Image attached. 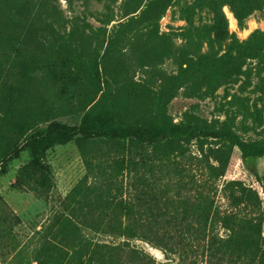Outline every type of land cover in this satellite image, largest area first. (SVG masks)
<instances>
[{"label": "trees", "instance_id": "obj_1", "mask_svg": "<svg viewBox=\"0 0 264 264\" xmlns=\"http://www.w3.org/2000/svg\"><path fill=\"white\" fill-rule=\"evenodd\" d=\"M173 1L180 5V13L188 23L189 47L195 52V58L189 60L187 66L181 67L187 78L216 83L238 72L248 58L264 60V30H257L248 39L240 41L230 32L223 4L219 1L214 7L213 22L198 25L196 22L201 20L200 5L187 0H150L149 4H145L142 28L146 37L140 51L147 59L162 55L157 43L160 38L159 23ZM141 2L130 0L129 12L138 11ZM228 2L239 20L264 8V0ZM104 16L103 20H111L108 13ZM86 28L84 24L81 25L80 17H65L55 0H0V80L3 74L5 76L4 85L0 83V116L9 121L13 133L0 135L2 172L7 171V161L17 158L24 148L30 147L33 157L20 167L16 184L46 191L52 186L53 169L44 159V153L51 147L75 139L121 144L127 155L114 162L103 181L98 176L97 182H103L100 188L107 189L106 194H111L110 190L114 187L121 191L119 204L124 210L125 219L134 226L133 237L160 248L169 260L166 264H264L262 222L238 215L251 205L259 209L262 207L258 203L259 193L240 179L224 183L234 208L230 214L221 216L216 212L211 193L205 188H198L196 191L200 201L196 205L191 203L188 211L185 209L180 213V226L172 232L159 231L166 242L156 243L151 238L147 224L161 222L167 216L154 212L152 190H155L159 200L167 202L168 198L180 194L185 197L194 187V175L188 173L179 160V155H191L192 142L207 137L223 138L238 146L244 156H264V146L255 149L251 143L241 140L231 131H216L207 123L192 125L175 121L168 106L171 95L160 90L155 92V109L151 116L132 117L122 107V94L130 86L120 81L119 73L110 70L107 62L122 51L123 41L132 43L133 34L126 32L121 37L119 30L111 29L103 41L104 54L100 58L97 48L88 51L75 41V36L85 34ZM100 32L103 33L101 29L97 30V34ZM218 38L228 40L229 50H236V53L219 55L213 43ZM205 41L208 43L206 49ZM33 78L41 83H52L59 99L64 97L60 87L71 85L78 92L80 106L67 110L52 103L44 119H35L32 97L25 87L26 81ZM139 84L138 81L133 84V92ZM42 100L45 105L44 96ZM67 114L73 116L75 124L58 119ZM43 122H48L47 126L43 127ZM177 152L179 155H176ZM202 160L208 171L221 176L217 172L220 166L210 159ZM121 175L125 179L127 177V184H118L117 178ZM259 178L264 189V176ZM125 189L131 190L129 196H124ZM94 197L90 201L93 207L97 203ZM113 197L118 196L113 194ZM179 206L185 207L183 200ZM195 206L199 211L193 213ZM70 222L73 226L77 225L75 217ZM216 222H224L229 232L227 236L213 231ZM48 228L45 223L36 234L45 235ZM103 234L110 237L107 233ZM122 235H127L126 231L114 234V237L119 238V264H126L122 258L128 249V241L121 239L124 238ZM86 240H93L90 233ZM102 243L110 244V241ZM61 248L46 243L38 254V264H55L52 257L55 250ZM131 251L136 258L135 264H161L138 246H133ZM75 264L94 263L82 260Z\"/></svg>", "mask_w": 264, "mask_h": 264}, {"label": "rangeland", "instance_id": "obj_2", "mask_svg": "<svg viewBox=\"0 0 264 264\" xmlns=\"http://www.w3.org/2000/svg\"><path fill=\"white\" fill-rule=\"evenodd\" d=\"M149 1L142 0V6L136 12H129L130 0H55V3L65 17H80L81 25L87 27L86 33L76 35L75 41L88 51L97 48L100 58L104 54L103 41L111 29L119 30L121 37L126 32L133 34L132 43L126 44L123 41L122 51L107 62L110 70L119 73L120 81L130 86L122 94V107L129 115L151 116L155 109V92L160 90L171 95L168 106L175 121L192 125L207 123L213 130L231 131L241 140L251 143L255 149L263 147L264 60L248 58L238 72L216 83L200 78H187L181 67L187 66L188 61L195 58V52L189 47L188 23L180 13V5L174 1L159 23L160 38L157 43L162 55L147 59L140 49L146 37L142 28V14ZM187 1L200 5L201 20L196 22L198 25L211 24L216 2H221L229 30L240 41L248 39L257 30H264V8L239 20L228 0ZM105 13L111 18L109 22L103 20ZM99 29L103 33L97 34ZM227 42L228 40L222 41L219 38L213 41L219 55L236 53V50H229ZM204 44L206 49L208 43L205 41ZM4 77L3 74L1 85L5 83ZM137 81L140 84L135 86L137 89L133 92ZM25 87L30 91L32 113L37 120L46 117L47 109L52 103L64 106L67 110L81 104L78 92L71 85L60 87L64 96L61 99L55 91L56 87L50 82L41 83L33 78L26 81ZM43 96L46 98L45 105ZM58 119L75 124L71 114ZM47 124L48 122L42 123L43 127ZM3 134L13 133L9 121L0 116V135ZM191 149L190 156L184 157L178 152L176 154L187 172L193 174L196 180L185 197L180 194L185 207L179 206L182 201L179 195L168 198L166 202L159 200L155 196V190H152L154 212L167 216L161 222L147 224L146 229L151 233V238L156 243L166 242L159 231L172 232L180 226V213L185 209L188 211L191 203L196 205L200 201L196 191L198 188H205L211 193L216 212L221 216L230 214L234 208L231 206L230 192L224 188V183L232 179H240L258 191V203L262 207L259 209L258 206L251 205L238 215L244 219L261 221L264 228V189L262 181H259V177L264 176V156H244L238 146L215 137L194 141ZM125 155L127 154L121 144L106 140L75 139L68 143H58L44 153V159L53 169L52 186L46 191L16 184L20 167L33 157L30 147L24 148L17 158L6 162V172H2L0 165V264H38V254L46 243L62 247L54 252L52 260L55 264H75L82 260H91L94 264H119V238L116 239L114 234L123 230L127 235H122L124 238L121 239L128 241V249L122 258L126 264L136 263L131 251L133 246L144 249L161 264L168 263L167 256L160 248L132 236L134 226L125 219L124 210L119 204L121 191L114 187L110 190L111 194H106L107 189L100 188L103 182H97L98 176L103 181L114 162ZM202 158L210 159L220 166L217 172L221 176L208 171ZM117 182L127 184V177L125 179L121 175ZM130 193V189L124 190V196H129ZM113 194L118 197H113ZM94 195L97 203L93 207L90 201ZM195 209L193 213L199 211L196 206ZM74 217L76 226L70 222ZM45 223L49 230L45 235H37L36 231ZM213 231L222 236L229 233L224 222H216ZM89 233L93 237L91 242L86 240ZM103 233L110 237L103 236ZM106 241H110V244L102 243Z\"/></svg>", "mask_w": 264, "mask_h": 264}, {"label": "bare ground", "instance_id": "obj_3", "mask_svg": "<svg viewBox=\"0 0 264 264\" xmlns=\"http://www.w3.org/2000/svg\"><path fill=\"white\" fill-rule=\"evenodd\" d=\"M157 252H160V250L156 249Z\"/></svg>", "mask_w": 264, "mask_h": 264}]
</instances>
